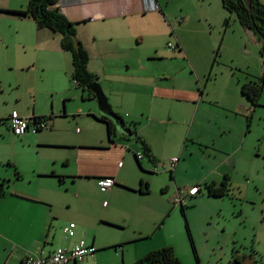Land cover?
Returning a JSON list of instances; mask_svg holds the SVG:
<instances>
[{
	"label": "rangeland",
	"instance_id": "1",
	"mask_svg": "<svg viewBox=\"0 0 264 264\" xmlns=\"http://www.w3.org/2000/svg\"><path fill=\"white\" fill-rule=\"evenodd\" d=\"M258 1L264 5V0ZM159 2L167 16L165 23H161L155 16L145 17L140 43L135 44V40H132L134 38L125 36L126 31L123 32L124 36L103 41L109 51L104 60L106 71L95 75L101 82L99 86L101 85L102 93L112 111L118 109L116 111L126 124L130 122L125 113H130L132 104H136L137 99H141L140 104H146L143 108L146 112L149 110V98L145 95L147 90L143 89V81L139 80L141 72L136 68L137 61L127 60L129 68L124 69L128 63L123 62V58L139 55L140 62L154 71L178 69V85L189 86L196 82L199 89L202 88L208 95L211 104L216 103V106L199 110L195 123L180 128L178 134V124L170 126L164 123L156 127L165 150L164 162L172 156L178 157L179 168L175 170V184L167 177L168 171L161 166L152 173L140 174L149 179L150 192L159 202H163L164 211L152 226L151 203H138V215L144 221L148 220V238L154 246L152 249L171 247L181 264H227L231 257L230 250L234 249L246 253L250 251L254 259L251 264H264V69L261 66H264V54L260 56L258 53L259 41L251 31L237 24L233 13L226 11L220 0ZM144 3L148 5L147 10L157 9L151 0H144ZM225 18L226 25L223 24ZM0 22L1 31L7 39L18 38L20 32L15 34L14 24L19 23L1 18ZM7 22H11V25ZM131 24L136 26L138 21L134 20ZM23 38L24 43L15 44L14 49L27 66H13L4 71V115L13 108L28 109L35 100L39 111L51 117V126L38 131L29 129L25 135H13L7 121L0 119V180H4L6 192L18 191L16 193L20 194L29 190L48 192L47 188L51 189L50 184L57 180L41 175L50 173L51 169L70 175L74 171L72 160L68 158L66 163H62L73 152L70 151L73 147H81L79 154L88 157L87 164L90 166L105 167L113 159L112 149L100 146L107 143L106 130L105 124L92 116L99 114L95 99L88 98L86 92L72 80L70 53L59 47L58 34L42 30L36 38L20 35V39ZM175 39L191 59L193 72L182 66L178 68L175 61L167 59L173 51L166 44L169 42L173 45ZM155 46L157 52L154 51ZM157 53H162L164 58H147V55H158ZM213 54L218 55L209 71ZM104 62L102 61L101 67V60L90 58L89 65L102 71L105 68ZM261 73V93L257 104L252 107L240 95L237 81L240 83L251 79L259 83ZM8 77L13 84H7ZM81 94L84 100L80 99ZM166 111L167 108L162 111V117L167 121L176 120L184 114L182 109L171 108L169 114ZM152 112L159 111L154 109ZM137 118L143 129L146 121L141 120V116ZM150 123L154 124L155 121L151 120ZM206 126L209 128V137L205 139ZM220 128H228L229 133H220ZM145 129L152 131L149 125H145ZM197 133L198 136H195ZM190 137L202 143L192 142ZM183 141L185 147L182 152L179 148ZM51 143L59 146H45ZM176 145L178 149L173 153ZM122 161L124 159H120V163ZM142 163L145 164V161L142 160ZM14 171L19 175L16 176L18 179L15 178ZM220 171H225L229 177L226 194L207 195L203 183L217 178ZM57 173L55 174L59 175ZM65 179L66 182L57 184L59 203L54 209L59 212L55 213L67 217L66 221L76 219L73 210L64 203L65 200L74 198V192L78 195L74 201L77 211L90 207L99 209L97 192L93 191L86 180L79 179L77 184L71 185L68 178ZM190 185H198L200 191L194 196L184 195L181 198L182 215L179 204L174 201V195L179 190L185 191ZM165 186L168 189L162 193L161 189ZM167 192L170 193V198H167ZM86 193L90 206L84 197ZM127 194L121 191L117 195L118 201H124ZM99 201L106 204L110 199L100 196ZM89 220L87 232L97 235L102 241H113L117 239L114 233L121 232L95 216H90ZM137 221V216L129 218V223ZM185 221L197 254V262L184 231Z\"/></svg>",
	"mask_w": 264,
	"mask_h": 264
},
{
	"label": "crops",
	"instance_id": "2",
	"mask_svg": "<svg viewBox=\"0 0 264 264\" xmlns=\"http://www.w3.org/2000/svg\"><path fill=\"white\" fill-rule=\"evenodd\" d=\"M26 1L27 0H0V18L9 19V21L13 23H19L14 24V30L15 34L18 31L20 32L18 38L9 40L3 35L0 27V119H5L7 121V117L12 111L21 116L27 117L29 121L28 128L25 133L29 129H33L32 118L34 116H45L46 125L48 128L51 126V119L47 117L48 115L39 111L35 100L33 101V104L31 101L32 105L28 109H20L17 107L11 109L4 115V104H6V96L3 93L4 87H6L5 82H3V80H5L4 71L12 69L13 66H19L22 68L27 66L25 63H22L25 62L24 59L20 58L14 49L15 44L24 43V38L20 39V35L22 37L36 38V35L38 33H42V30H48L46 28H37L34 22L28 17H21L13 13L3 11L5 9H22ZM151 1L156 4V10H147L148 5L144 3V0H56L55 6L68 20L74 23L76 38L80 41V43H82L88 54L89 59L87 60L86 67L88 71L97 75L98 73L104 74L106 71L104 60L108 57L106 55L109 51L104 46L103 41H107L113 37L124 36L123 32L126 31L125 36L131 39L134 38L132 40H135V44H137L143 39V36L140 34L141 30L144 29L142 22L145 20V17L155 16L161 23H165V18L167 16L166 13H164L159 0ZM134 20L138 21V26H132L131 23ZM11 22H7V24L11 25ZM92 44L94 47L91 46ZM169 50L173 51V53H169V57H167V59L175 61L178 68H181L182 66L185 69H190V72H193V63L191 59L187 57L181 45L178 44L177 39L174 40V44ZM154 51H158L157 46L154 47ZM157 54L158 55H147V58H164L162 53ZM217 55L218 54L214 56L213 54L209 65V71L216 62ZM90 58L98 61L101 60V67L103 66V61L105 68L102 71L91 68L89 65ZM123 59V62L128 63L125 65L126 68H124L126 70L129 68V61L127 60L134 59L137 61L136 68L141 72V74L138 75L140 77L139 80L143 81L144 91L147 90L145 95L149 98L148 105L150 107L146 112L143 109L146 104H140L141 99H137L136 104H132L130 113H125L129 116L130 123L126 124L124 120H122L125 126L134 130L135 134L142 138L148 146L152 156V161H149L146 156L142 154L140 143L135 137L126 136L125 134H115L113 137H116V140L113 139V141L110 142L106 136L107 143L100 144V146H106L105 148L107 150L112 149L111 152L113 159L110 165L101 168L90 166L87 164V162H89L88 157H85V154L80 155L79 151L81 147L76 146L70 150L73 152L69 154L64 161L62 160V165L67 162L68 158L72 160L74 171L70 175L69 173L53 169H51L50 173L41 175V177L48 176L50 178H56L57 180L54 184H50L52 188H47L48 192L33 191L28 189L29 191L22 192L21 194L16 193L18 191L8 193L5 191L4 184H2V195H0V264H24L26 256L35 255L40 252L48 254L56 246L69 247L77 239H83L85 243L91 244L95 249L91 255H88L84 259V264H132L136 258L154 248L148 238V220L144 221L143 217L138 215L137 204L141 202L151 203L152 214L150 216V224L152 226V224H154L163 214V202H159L158 198L151 194V189L148 186L149 179L141 177L140 174H148L146 172L152 173V171H155V168L161 166L165 171H168L167 177L171 178L173 184L175 182V170L179 168L178 157L177 162L172 169L173 171L164 168L166 162H164L165 157H163V152L165 150L162 140L158 138L159 136L157 134L156 127L164 123L170 126L178 124V134L180 128L185 125L191 126L195 123V118L199 110H204L206 107H215L216 103L211 104L208 99V95L204 93L202 88L199 89L196 82H194L195 84L192 83L189 86L178 85L176 83L178 69L173 71H154L150 69L148 65H144L140 62L139 55ZM144 77H146L147 80ZM190 79L191 78H189V80ZM96 80L98 85L101 84V82L98 81V77H96ZM6 81L7 84H13V81L10 80L9 77ZM247 81L254 80L249 79ZM247 81L240 83L237 81L239 93L240 84ZM195 86H197V89ZM100 89L102 91L101 85ZM240 95L243 96L241 93ZM82 97L83 94H81L80 99L84 100ZM165 108H167V114H169L171 108H175L176 110L182 109L184 114L176 120L167 121L162 117V111L165 110ZM154 109L159 111L161 115L159 116V112H152ZM116 110L118 109H115V113L119 115ZM86 115L90 116L92 114L86 113ZM138 116H141V120L146 121H144L146 123L145 125H149L152 131L149 132V130L145 129V125L143 127L145 131H143L142 126L137 121L139 120L137 118ZM151 120H154L155 123H150ZM49 123L50 125H48ZM33 131L38 130L33 129ZM225 132L229 133L228 128H220V133ZM204 135L205 139L209 137V128H207V126ZM187 136L188 133L186 134V138ZM195 136H198V133ZM189 139L192 142L202 143L201 141L194 139V137H190ZM182 143V147L179 148V150L183 152L185 142L183 141ZM77 144L80 145L83 143ZM45 146L58 147L59 145L51 143ZM65 147L66 146H64V148ZM88 147L95 148L92 146ZM211 148L217 150V148H213L212 146ZM177 149L178 145L174 148L173 153H175ZM137 153H141L142 156L137 158ZM120 159H124V161L120 163ZM142 160L145 161V164L142 163ZM56 172H58L57 174L59 175H56ZM224 174L227 176L228 180V174L225 171H220L218 177L213 178L209 182H213L215 185L219 184ZM101 176H109L113 178L114 183L109 189H101L96 184V179ZM15 178L18 179L19 177L15 176ZM65 178H68L67 181H69V184L71 185L77 184L79 179L86 180L91 187H93V191L97 192L98 197L96 202L99 205V209L96 210L93 207H90L87 210L78 209L77 211L74 201L78 195L74 192V198H70L72 200L64 201L66 206L73 210V215L76 218L73 220H67L75 222H73L75 224L74 235L69 239L63 240L60 238V227L67 222V217L59 216L55 213V211L59 212V210H55L54 207L57 203H59L57 200L59 191L57 184L66 182ZM144 184H146L147 192H140L139 187ZM167 189L168 186H165L161 189V192L164 193L163 191ZM121 191L128 193L127 196L124 197V201H122V199L118 201L117 195ZM100 196H107L110 199V202L103 205V201L101 203L99 201ZM84 197L87 199V205L90 206L88 193H86ZM167 198H170V193H168ZM90 216H95L99 219V221L104 220V222H107L108 225L121 231L114 233L117 236V239H114L113 241H102L101 239H98L97 235L88 233L87 223L90 222ZM135 216L139 218V221L136 223H129V218ZM50 229L53 231H50ZM119 249L120 252H118ZM248 253L251 252L249 251ZM248 253L238 249L230 250L231 257L227 261V264H233L231 262L233 254L241 257L242 255ZM119 258L121 259L119 260ZM244 263L245 262H242L241 264ZM67 264L77 263L69 261Z\"/></svg>",
	"mask_w": 264,
	"mask_h": 264
},
{
	"label": "trees",
	"instance_id": "3",
	"mask_svg": "<svg viewBox=\"0 0 264 264\" xmlns=\"http://www.w3.org/2000/svg\"><path fill=\"white\" fill-rule=\"evenodd\" d=\"M56 0H27L25 7L22 9H5L3 11L16 14L21 17L30 18L37 28H46L52 32H56L59 35V47L70 53L71 63V78L74 83L86 92V96L90 99L95 96L88 86H98L96 76L88 71L86 63L88 55L80 41L76 38L74 23L68 20L55 6ZM221 6L228 12L233 13L235 19L241 27H244L251 31L259 41L258 53L260 56L264 54V5L258 0H220ZM223 24H227L226 18L223 20ZM215 56V55H214ZM262 69L264 66L262 65ZM261 83L263 84V74L259 78V83L255 81H247L240 84V93L250 102L252 107L257 104V100L261 93ZM117 114V113H115ZM118 115V114H117ZM96 119L102 121L105 124L106 136L110 142L113 141L115 136V128L113 123L105 116L98 114L92 115ZM119 116V115H118ZM51 119L50 116H47ZM45 116H34L32 120L43 119ZM248 124H246V127ZM127 131L130 136L135 137L139 143L142 154L146 156L149 161H152L150 150L145 142L137 136L134 130L129 129ZM15 176H19L14 171ZM2 184L4 180H0V195H2ZM142 184V183H141ZM228 186L227 176L224 174L218 185L213 182H206L203 184V188L207 195L219 196L225 195ZM140 192H147L146 184L139 187ZM179 210L182 215L183 205L179 203ZM159 225V224H158ZM184 231L191 248L194 260L197 262V254L193 246L191 234L187 223H184ZM95 251V250H94ZM252 253L244 254L241 257L232 255L231 262L233 264H251L253 262ZM247 262V263H246ZM132 264H181L178 258L174 255L171 247L164 246L145 252L140 257L136 258Z\"/></svg>",
	"mask_w": 264,
	"mask_h": 264
},
{
	"label": "built area",
	"instance_id": "4",
	"mask_svg": "<svg viewBox=\"0 0 264 264\" xmlns=\"http://www.w3.org/2000/svg\"><path fill=\"white\" fill-rule=\"evenodd\" d=\"M169 49L172 48L171 43L166 44ZM28 118L21 116L18 113L12 111L7 117V124L11 134L22 135L28 128ZM46 122L43 119H35L33 121V129L39 130L46 128ZM141 153H137L136 157L140 158ZM177 157H171L164 165L167 170H172L177 162ZM120 164V163H119ZM114 181L112 177L101 176L96 179V184L101 189H109L113 185ZM200 191L198 185H191L186 188L185 191L179 190L175 192L174 201L178 204L184 195H195ZM105 205V202H102ZM75 224L72 221L65 222L61 227V238L63 240L69 239L74 235ZM94 247L91 244H87L83 239H77L69 247L56 246L50 253L43 254L42 252L26 256L24 264H67L69 261H73L77 264H84V259L94 252Z\"/></svg>",
	"mask_w": 264,
	"mask_h": 264
},
{
	"label": "water",
	"instance_id": "5",
	"mask_svg": "<svg viewBox=\"0 0 264 264\" xmlns=\"http://www.w3.org/2000/svg\"><path fill=\"white\" fill-rule=\"evenodd\" d=\"M88 88L93 92L95 96L99 114L107 117L113 123L115 134H125L126 136H130L122 118L112 111L110 104L107 102L104 94L100 89V86H88Z\"/></svg>",
	"mask_w": 264,
	"mask_h": 264
}]
</instances>
